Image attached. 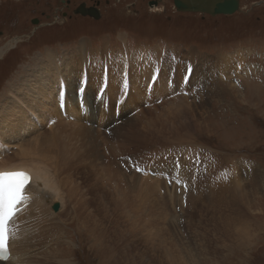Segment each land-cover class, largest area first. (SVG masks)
I'll return each mask as SVG.
<instances>
[{"label": "rangeland", "instance_id": "1", "mask_svg": "<svg viewBox=\"0 0 264 264\" xmlns=\"http://www.w3.org/2000/svg\"><path fill=\"white\" fill-rule=\"evenodd\" d=\"M62 1L0 0V163L51 133L73 136L63 195L45 192L16 246L24 264H264V0L218 17L174 0H85L101 2L100 20L76 9L53 22L69 12ZM73 74L99 111L83 115L79 98L81 119L69 118L65 100L63 125L38 99L56 89L57 106V82Z\"/></svg>", "mask_w": 264, "mask_h": 264}, {"label": "bare ground", "instance_id": "2", "mask_svg": "<svg viewBox=\"0 0 264 264\" xmlns=\"http://www.w3.org/2000/svg\"><path fill=\"white\" fill-rule=\"evenodd\" d=\"M9 46L10 45L7 46V49ZM84 47H87V43L82 42L80 44V50H84L85 49ZM5 50L6 49L2 50L1 52L4 53L3 51H5ZM45 55L50 56V53L47 51ZM138 67L139 66L135 67L134 69L137 70ZM39 69L41 71H47V72L49 70V68H39ZM103 72L104 71H102V73ZM124 73L126 74L127 72L125 71V72L117 73L118 78L120 79L119 75H122ZM113 74H115V73H113ZM77 76L78 75L73 74L67 80V82H65V80H63V79L58 80V82H57L58 88L60 89L61 87H63L67 90V92L66 93L65 92L60 93V98L58 99L59 104L57 106H54V102H53L54 97L57 98L56 95L58 92L56 89H54L53 92H50L49 96H44L43 94H41V97H40L41 101L38 99V103H41L45 110L46 109L52 110V111L55 110V112L57 113V116L60 118V121L62 122L61 124H63V125L67 124L64 121L65 118L62 115V113L65 114V112H66L65 111V100H66L67 111L69 113L68 117L69 118L72 117L75 119H81V117L77 116V114L75 113L74 107H79V105H78L79 98H82V103H84V102L87 103L86 101H88V99H91L93 97L92 96L93 91H91V88H90L91 83L89 84L88 92L85 95L82 94L81 96H76L77 87H78L79 83L81 84V79H82V78L80 79ZM112 77L113 78L111 79V84H112L111 87L114 88V82H120V81L116 80L114 78V76H112ZM78 78H79V80H78ZM91 78L93 79V75H91ZM77 81L79 83L76 85ZM135 82L136 83H135L134 87L131 89L134 93L136 92L138 94V92H140V90L142 89V87H141L142 85H140L141 81L137 82V80H135ZM57 84H56V86H57ZM123 88H124V86H123ZM165 88H167V85ZM112 90H114V89H112ZM139 94H141V93H139ZM62 99H64V101H62ZM18 100H21V98H19ZM135 101H137V100H135ZM72 102H73V105L71 104ZM60 103H62L61 104L62 110L60 109ZM82 108H85V110L89 109L91 111H93V109L95 108L96 110L93 111L94 113L95 112L97 113L99 111L96 108V106L93 104H86V106H84ZM80 110H82L83 115L86 114L85 112H83L84 109L80 108ZM93 114H91V115H93ZM114 122H116L115 119H114ZM73 126L76 127L77 130H88L87 128L83 127L82 125H78L75 123ZM26 128L27 127H25V129ZM89 131L93 132V130H89ZM72 140H73V136L66 134V132H64V134H61V135H57L56 133H51L50 135H48L46 137L45 145L37 144V146H35V147H33V145H29L28 147H25V148L21 147L19 150H17V152L15 153L13 158L9 161L10 164H3V162L0 163L1 164L0 169H2V170L25 169L27 171H30L33 175V182L31 185H29V193L32 196V201L23 212L18 214L17 220L21 217L20 221L22 222L21 232L16 239H13L11 241V244H10L12 259L9 261H6L5 263L0 262V264H24V263H26V262H24L25 256H19V253L17 251L16 246H17V244L19 245L22 242H24L25 238L27 237V232L30 231L31 228L33 227L34 221L39 219V217L41 216V213H42L41 204L42 203L44 204V202L47 200V196L45 195V192L48 191L54 195H63L61 193V191L59 190V182L57 181L58 178L56 177V175L59 174L60 166L63 167V172L66 173V171H65L66 166L64 165V163L71 158L70 151L72 148L70 149L69 147H72V145H71ZM60 141H64V142H61L62 146H61V149L59 150L60 146H58L56 144L59 143ZM1 150L3 151V149H1ZM58 163H59V165H58ZM69 165L70 164H68V166ZM67 170H69V169H67ZM45 205H47V204H45ZM60 206H61V204H60ZM32 214H34V215L32 216ZM17 220L15 221V223L17 222ZM29 233H31V231ZM29 237H31V236H29Z\"/></svg>", "mask_w": 264, "mask_h": 264}, {"label": "snow or ice", "instance_id": "3", "mask_svg": "<svg viewBox=\"0 0 264 264\" xmlns=\"http://www.w3.org/2000/svg\"><path fill=\"white\" fill-rule=\"evenodd\" d=\"M106 86L105 79L102 90ZM32 182L33 175L30 171L0 169V261L6 262L12 259L10 244L13 239L17 238L18 231L15 221L18 214L23 212L32 201L29 193V185Z\"/></svg>", "mask_w": 264, "mask_h": 264}, {"label": "water", "instance_id": "4", "mask_svg": "<svg viewBox=\"0 0 264 264\" xmlns=\"http://www.w3.org/2000/svg\"><path fill=\"white\" fill-rule=\"evenodd\" d=\"M161 1H156L151 6L157 5ZM174 7L180 13H196L211 17L233 16L240 12L241 0H174ZM74 13L84 17L90 16L96 20L100 18L99 10L86 8L85 5H81ZM33 24H38V20H33ZM60 208V204L56 203L53 205L52 210L57 213Z\"/></svg>", "mask_w": 264, "mask_h": 264}, {"label": "flooded vegetation", "instance_id": "5", "mask_svg": "<svg viewBox=\"0 0 264 264\" xmlns=\"http://www.w3.org/2000/svg\"><path fill=\"white\" fill-rule=\"evenodd\" d=\"M156 1H159V0H150L149 2H148V7L149 8H151V9H153V8H157V7H159V6H161V2H158V4L157 5H153V6H151V4L152 3H154V2H156ZM78 1L77 0H64V1H62V4L66 7V8H68V11L69 12H64V11H57V12H54L53 13V15H52V18H53V22H58L59 21V19L60 18H65V17H67V15H69V13L72 15V14H74L73 12L77 9V8H79L81 5H85L86 6V8H95V9H97V10H99V12H100V18L98 19V20H100L101 19V16H102V14H101V10H100V7H101V2L100 1H96V2H92V3H90V5H89V3L88 2H86L85 0H83V1H81V2H79V3H77ZM106 3L107 2H110V0H107V1H105ZM108 4V3H107ZM60 12H61V15H60ZM184 14V13H183ZM47 16V19L48 18H50V15H46ZM45 16V17H46ZM78 16V15H77ZM81 16V15H80ZM56 17H58V19L56 18ZM87 17H89L90 19H93L92 17H90V16H86V17H84L83 16V18H87ZM94 20H96V19H94ZM38 23H39V25L36 27V26H34L35 28H40V29H42L43 27H44V25H42V23H40V19H38ZM46 26V25H45Z\"/></svg>", "mask_w": 264, "mask_h": 264}, {"label": "crops", "instance_id": "6", "mask_svg": "<svg viewBox=\"0 0 264 264\" xmlns=\"http://www.w3.org/2000/svg\"><path fill=\"white\" fill-rule=\"evenodd\" d=\"M178 61H180V60H178ZM177 61V65L179 66V67H181V65L183 66V67H190L191 69H193V68H196V67H200V66H204V65H206V66H209V63H207V62H205V61H201V60H199V63L197 62V61H195V62H192L191 60H186V61H183V62H178ZM162 63V62H161ZM181 64V65H180ZM243 65H245L246 66V64H243ZM182 67V68H183ZM243 67V66H242ZM248 67V66H247ZM246 69H249V68H246ZM246 69H243V68H241L240 70L241 71H244V70H246ZM201 79H203V81H201L202 82V85H203V87H205V81H204V77H202ZM203 91H204V89H206V88H201Z\"/></svg>", "mask_w": 264, "mask_h": 264}, {"label": "built area", "instance_id": "7", "mask_svg": "<svg viewBox=\"0 0 264 264\" xmlns=\"http://www.w3.org/2000/svg\"><path fill=\"white\" fill-rule=\"evenodd\" d=\"M256 70H257V69H256ZM253 71H254V70H253ZM179 215H180V217H181V213H180ZM179 222H182L181 218H180ZM186 242L189 243V241H186Z\"/></svg>", "mask_w": 264, "mask_h": 264}]
</instances>
